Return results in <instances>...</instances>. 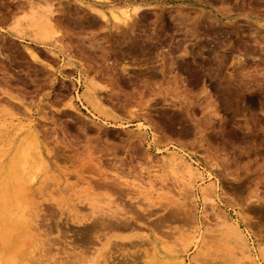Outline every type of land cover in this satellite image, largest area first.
Returning <instances> with one entry per match:
<instances>
[{"label": "rangeland", "instance_id": "374dc122", "mask_svg": "<svg viewBox=\"0 0 264 264\" xmlns=\"http://www.w3.org/2000/svg\"><path fill=\"white\" fill-rule=\"evenodd\" d=\"M104 2L0 0V134L31 120L37 136H0V264H264V0ZM134 5L127 26L109 17ZM48 8L54 43L31 16ZM175 151L202 172L196 189Z\"/></svg>", "mask_w": 264, "mask_h": 264}, {"label": "bare ground", "instance_id": "6f19581e", "mask_svg": "<svg viewBox=\"0 0 264 264\" xmlns=\"http://www.w3.org/2000/svg\"><path fill=\"white\" fill-rule=\"evenodd\" d=\"M94 1V3L96 2V4H99V5H106V3L104 2V0L102 1V0H93ZM107 6V5H106ZM114 6V5H113ZM111 8H112V6H110ZM141 6L140 5H134V6H132L131 8H127V7H119V9L117 10V11H114L115 9L113 8V10H110V12H109V17L113 20V22L116 24V26H118L117 24H121V25H128V23L132 20V17L133 16H135L138 12H139V9L140 10H142L141 8H140ZM110 8V9H111ZM92 12H94L95 14H97L102 20H104V21H106V19H107V17H108V15L106 14V13H104L102 10H100L99 8H95V7H92ZM53 13H54V11L53 10H51V8L49 9H47V10H43V11H37L36 10V12L33 14V15H31L32 16V20H33V25H35L36 27H37V30L41 33V35L43 36V37H47V38H49V39H51L52 38V41H53V43L54 42H56V38L54 37L55 36V32L53 31ZM221 13V12H220ZM218 15V14H217ZM220 16V15H219ZM226 16H228V15H224V17H226ZM53 18V19H52ZM226 18H228V17H226ZM51 35V36H50ZM54 37V38H53ZM52 43V44H53ZM211 50H212V48H211ZM245 50H247V49H245ZM214 51V49L211 51V53ZM216 51V50H215ZM214 51V52H215ZM28 52H29V54H30V57H32V58H36V54H35V52L33 53V52H31L30 50H28ZM246 52V51H245ZM215 53H213V55H214ZM238 63H239V61H238ZM186 66H187V64H185ZM182 67V69H184L185 70V72L188 70V71H190L189 70V68L188 67ZM189 66V65H188ZM201 66V65H200ZM190 67V66H189ZM191 69V68H190ZM261 69V68H260ZM183 70V71H184ZM187 71V72H188ZM259 71H263V69L262 70H259ZM200 72H202V74H204L205 76H209V77H211V78H213V77H215L216 75H215V73H213L214 71L212 70H209L208 68H204L203 67V65L200 67ZM204 72V73H203ZM261 73V72H260ZM260 73H257L259 76H261L260 75ZM264 73V72H263ZM262 75H264V74H262ZM254 80V79H253ZM256 83H262V82H264V77L262 76V77H257L256 76V79L254 80ZM254 81H252V82H254ZM241 82V81H240ZM255 83V84H256ZM244 84H245V82H244ZM257 85V84H256ZM262 85V84H261ZM97 88V85H96V83L95 82H93L92 80H89L86 84H85V86H84V89H83V92L81 93V95L84 97V99H85V101L86 102H88V103H90L92 106L95 104V105H98L99 104V99H97V95H96V92H94L95 91V89ZM217 88V87H216ZM248 88V87H247ZM247 88H246V90H247ZM260 88H262V87H260ZM243 89V88H242ZM222 90V89H221ZM246 90H243V92H245ZM223 91V90H222ZM221 92V91H220ZM243 92L242 91H240L239 93H241L240 95L241 96H243V99L245 98V101L249 104V105H253V104H255L254 102H255V99H254V101H253V99L251 98V97H246L245 96V94H243ZM93 93H95V95L93 96ZM239 93H237V94H239ZM91 94H92V96H91ZM224 94V92H221V95H223ZM225 95H226V93H225ZM78 96H80L79 94H78ZM81 96V97H82ZM90 96L92 97V99H90ZM224 96V95H223ZM237 96V95H236ZM225 97V96H224ZM227 97V96H226ZM225 97V98H226ZM237 97H239V95L237 96ZM236 97V98H237ZM230 98V97H229ZM233 99H235V98H232V100ZM239 99V98H238ZM235 100H233V102H234ZM236 101H238L237 99H236ZM235 101V102H236ZM252 101H253V104H252ZM246 105V104H245ZM236 107V106H235ZM246 107V106H245ZM247 107L249 108V106L247 105ZM250 107H253V106H250ZM247 108V109H248ZM241 109V108H240ZM249 110H251V109H249ZM238 111H240L239 109H238ZM233 112H236V109H235V111H234V109H233ZM244 112V111H243ZM26 114V113H25ZM24 117V116H23ZM2 125V124H1ZM4 125V124H3ZM119 126L121 127H125L126 125L125 124H119ZM137 127L136 128H138L139 130H143L144 128H142V127H144L145 125L142 123V122H139L138 123V125H136ZM24 128H26V131H25V133L27 132V134L28 135H30L31 136V139L30 140H32L31 141V144L33 145V143H35L36 142V132H35V123H32V121L31 120H29V121H27V123L26 124H24V123H20V122H18L17 123V125H16V127H13V129H6V130H4L1 134H0V136H9L10 134L8 133V132H12L11 134H13L14 132L16 133L17 131H18V129H24ZM10 130V131H9ZM145 130V129H144ZM146 132V131H145ZM147 133V132H146ZM25 135V134H24ZM143 135V134H142ZM26 136V135H25ZM24 137V136H23ZM22 137V138H23ZM29 138V137H28ZM155 140V134H152V140ZM29 140V139H28ZM151 140V141H152ZM21 145V144H20ZM29 146V145H28ZM175 147V146H174ZM32 147L30 146V147H27V148H25V149H23L22 148V150L19 152V154H18V158H19V165H18V170H20L21 169V171L23 172L24 170H26V166L29 164V159L30 158H33V156L34 155H32L31 156V154H32V150H33V152H35L36 150H37V148L34 146L32 149H31ZM174 149V148H173ZM178 149V148H177ZM158 150V152H156V153H159V152H161V150H159V149H157ZM156 150V151H157ZM37 152V151H36ZM35 152V153H36ZM34 154V153H33ZM167 159V164L170 166L171 165V167L175 170V168L174 167H182V169L184 168V170H185V177L186 176H188V178L190 179V181L188 182V181H186L185 180V182L189 185V184H192V182H195L194 181V178L193 179H191V177L193 176H197V175H201L202 174V172H200L199 171V169L198 168H196L194 165H193V162H191V161H189L187 158H186V156L184 155V154H182V153H180L179 151H175V152H172V153H168V156L166 157ZM13 159V158H12ZM15 160V159H14ZM191 160V159H190ZM28 166H30V165H28ZM9 167H12V166H9ZM8 167V168H9ZM169 168V169H172V168ZM172 169V171L174 172V170ZM177 169V168H176ZM171 171V170H170ZM171 171V172H172ZM176 171V170H175ZM21 172V173H22ZM3 173L5 174V175H7L8 177H9V186L10 187H14V186H16V181L13 179V175H12V173L6 168V169H3ZM0 176H2V175H0ZM214 176V175H213ZM198 177V176H197ZM201 177V176H200ZM187 178V179H188ZM196 179H198V178H196ZM202 179V178H201ZM19 182V181H18ZM184 182V183H185ZM209 183H210V181H209ZM203 185V184H202ZM211 185V187L213 188V186H215V182H212V184H210ZM191 186H194L193 184L191 185ZM18 187H19V185H18ZM195 187V186H194ZM207 187V186H206ZM211 187H210V189H211ZM207 188H209V187H207ZM195 189H196V187H195ZM205 189V188H204ZM202 189V188H200L199 190H201V198H202V200H203V202H204V204H206L208 201H210L211 200V196H209L208 195V193L207 192H205V190H207V189ZM214 189V188H213ZM212 189V190H213ZM18 190V189H17ZM17 190L14 192V193H16L17 192ZM150 191H155V190H150ZM150 191H148V192H150ZM194 191V190H193ZM209 191V190H208ZM18 193V192H17ZM195 193V192H194ZM207 193V194H206ZM147 197V196H146ZM149 197V196H148ZM146 198V199H148L149 200V198ZM207 205V204H206ZM22 206V205H21ZM24 206V205H23ZM74 206V205H73ZM25 208H26V205L24 206ZM23 207V208H24ZM37 207V206H36ZM203 209V208H202ZM226 214V213H225ZM19 215V214H18ZM21 215V214H20ZM227 215V214H226ZM23 216V215H22ZM21 216V217H22ZM225 216V215H224ZM230 216V215H229ZM24 217V216H23ZM26 217V216H25ZM24 217V218H25ZM23 218V219H24ZM26 219V218H25ZM224 220L223 221H221L222 223V225H224L225 227H226V230H228V231H230L236 238H237V242H239L240 243V247L242 246V248L241 249H239V253L242 255V256H247L249 259H251L252 257L250 256L251 254H252V252H253V248L251 249L250 247H249V244L247 243V240H246V237H245V234H244V232L242 231V229H240V226L238 225V224H236L235 223V221L233 222V221H229L227 218H223ZM222 220V219H221ZM35 229V228H34ZM37 229V228H36ZM196 232V231H195ZM39 234L37 233V236H38ZM200 235V234H199ZM236 240V239H235ZM39 242H41V241H39ZM116 244V243H115ZM114 244V245H115ZM251 247H253V246H251ZM255 251V250H254ZM148 253V252H147ZM147 253H146V255H147ZM148 255H149V253H148ZM152 255V254H151ZM137 256H139V255H137ZM144 255H141V256H139L140 258L141 257H143ZM146 258V257H145ZM147 258H148V256H147ZM150 258V257H149ZM127 259V258H126ZM132 259V258H131ZM146 260V259H145ZM177 264H186V261H185V259H183L182 257H180V256H178L177 255ZM190 260H192V259H190ZM121 261H123V260H121ZM128 261H130V260H128ZM128 261H127V264H129L128 263ZM152 261V260H151ZM151 261H150V263H151ZM162 261H164L163 259H162ZM251 261H253L254 262V259H252ZM126 262V261H125ZM134 262V260L132 261V263ZM138 262H140L139 260H138ZM138 262H136V263H138ZM142 262V261H141ZM154 262V261H153ZM167 263H168V261H166ZM135 263V264H136ZM144 263V262H143ZM149 263V262H148ZM149 263V264H150ZM166 263V264H167ZM175 263V264H176ZM5 264V263H4ZM115 264H117V263H115ZM118 264H121V263H118ZM122 264H123V262H122ZM131 264V263H130ZM134 264V263H133ZM139 264V263H138ZM145 264H147V263H145ZM156 264H159L158 262L156 263Z\"/></svg>", "mask_w": 264, "mask_h": 264}]
</instances>
